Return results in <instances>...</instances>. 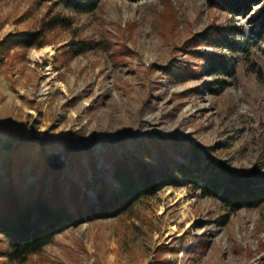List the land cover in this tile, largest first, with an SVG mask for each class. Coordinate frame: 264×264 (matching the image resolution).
<instances>
[{"label": "rangeland", "instance_id": "1", "mask_svg": "<svg viewBox=\"0 0 264 264\" xmlns=\"http://www.w3.org/2000/svg\"><path fill=\"white\" fill-rule=\"evenodd\" d=\"M63 1L0 0V183L11 174L28 190L46 158L75 181L66 155L82 153L89 168L90 151L106 171L105 145L148 139L205 147L233 174L264 178V31L249 21L261 4L231 14L215 0H96L78 12ZM23 37L34 44L14 43ZM205 56L223 59V72ZM9 254L0 233V264H264V203L232 210L166 186L68 226L24 260Z\"/></svg>", "mask_w": 264, "mask_h": 264}, {"label": "trees", "instance_id": "2", "mask_svg": "<svg viewBox=\"0 0 264 264\" xmlns=\"http://www.w3.org/2000/svg\"><path fill=\"white\" fill-rule=\"evenodd\" d=\"M215 1L231 14H246L252 6L261 4L249 21L264 31V0ZM63 2L66 8L78 12L96 7V0ZM63 21L61 19L54 24L60 25ZM202 39L207 40L205 37ZM212 40L215 44L218 39ZM13 42L7 39L3 45L15 43L26 47L34 44L26 37ZM203 60L210 64L212 73L223 72V59L214 61L213 57L205 56ZM163 145L171 150L169 153L172 155H168ZM127 147L107 144L98 152L107 167L106 171L98 167V156L93 158L90 151L84 153L89 168L81 163L82 153L66 155L69 173L75 181L63 179L60 171L46 158L43 177L28 190L16 189L11 174L5 183H0V233L8 242L10 257L24 260L28 255L39 252L68 226L116 215L166 186H191L199 190L203 197H214L232 210L253 208L264 203V178L233 174L225 165L213 160L205 147L177 140L157 144L149 139ZM24 156L23 161L11 157V173H16L26 164L29 157L27 153ZM104 174L118 186L115 191L108 189ZM81 185L93 191V202L82 193Z\"/></svg>", "mask_w": 264, "mask_h": 264}, {"label": "bare ground", "instance_id": "3", "mask_svg": "<svg viewBox=\"0 0 264 264\" xmlns=\"http://www.w3.org/2000/svg\"><path fill=\"white\" fill-rule=\"evenodd\" d=\"M51 52V49L49 47H44L40 50H36L33 52V55L34 56H42L44 55L45 53H50Z\"/></svg>", "mask_w": 264, "mask_h": 264}]
</instances>
